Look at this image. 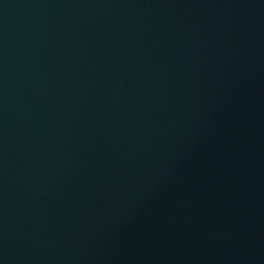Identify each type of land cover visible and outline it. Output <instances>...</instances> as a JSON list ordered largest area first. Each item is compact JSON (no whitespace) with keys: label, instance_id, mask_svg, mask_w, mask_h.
<instances>
[{"label":"water","instance_id":"obj_1","mask_svg":"<svg viewBox=\"0 0 264 264\" xmlns=\"http://www.w3.org/2000/svg\"><path fill=\"white\" fill-rule=\"evenodd\" d=\"M0 264H264V0H0Z\"/></svg>","mask_w":264,"mask_h":264}]
</instances>
